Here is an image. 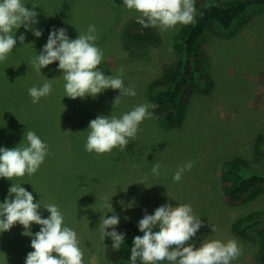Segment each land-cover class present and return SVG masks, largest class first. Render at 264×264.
<instances>
[{
	"label": "rangeland",
	"instance_id": "1",
	"mask_svg": "<svg viewBox=\"0 0 264 264\" xmlns=\"http://www.w3.org/2000/svg\"><path fill=\"white\" fill-rule=\"evenodd\" d=\"M23 3L29 8L33 4L46 8L41 16L43 24L35 26L39 30L44 28L39 38L31 31L24 32L30 33L27 38L32 40L25 41L27 50L18 53L25 54L26 60L20 59L15 64L11 76L4 73L7 61L0 62V147L11 149L20 142L26 143L23 138L26 130L35 133L40 130L50 151L51 168L46 176L53 179L50 183L44 172L39 174L38 170L43 168L40 166L31 176L6 179L7 182L21 184L32 193L34 202L41 205L42 217L50 215L43 206H58L64 225L77 233L84 264H110L106 252L111 238L102 239L101 216L118 215V232L125 223L138 226L145 212L154 214L164 204H190L193 214L203 221L190 241L196 247L205 240L234 239L241 255L231 264H264L257 260L256 245L231 231L241 211L264 209V195L242 210L230 208L222 202L220 180L223 164L231 158L242 157L252 169L260 168L253 146L258 136H264V6L251 5L228 29L215 25L207 28L201 47L209 65V80L188 88L183 98V118L168 126L159 124L154 116L145 119L136 138L123 151L116 148L97 156L84 147L89 122L98 115L119 118L135 106L149 104L148 83L160 75L163 65L177 58L172 42L181 24L169 31L158 28L162 46L150 50L143 58L129 60L122 54L125 51H121L118 30L127 18H137L139 14L124 7L123 0H23ZM89 25H95V44L103 52L98 67L105 75L113 76L119 75L123 68L121 78L125 86L134 85L136 95L121 97L115 107L113 101L120 95L119 90L106 89L95 98L73 100L65 96L58 61L42 68L41 74L31 66L32 58L40 54L51 30L65 28L69 38L75 39L86 33ZM45 81L52 84V92L32 103L28 90L42 87ZM188 161L194 162L193 167L183 173L179 182H174L172 177L178 166ZM155 163L162 165L159 176L151 171ZM43 179L51 185L52 192L40 195L38 185ZM141 180L144 184H138ZM7 197L5 188L0 203ZM110 198L112 208L108 206ZM20 229L17 224L0 233V264H25L27 254L33 251L30 236L17 241L8 239L7 232ZM31 231L33 234L39 231L36 224Z\"/></svg>",
	"mask_w": 264,
	"mask_h": 264
},
{
	"label": "clouds",
	"instance_id": "2",
	"mask_svg": "<svg viewBox=\"0 0 264 264\" xmlns=\"http://www.w3.org/2000/svg\"><path fill=\"white\" fill-rule=\"evenodd\" d=\"M123 6L139 14L137 21L143 27H158L161 31L173 30L178 24L194 23L196 17L195 0H123ZM37 7L36 4L26 7L23 0H0V62L6 61L16 47L15 33L21 27L37 38L42 36V30L34 27L38 23ZM95 31V25H89L86 33L70 39L65 28L51 30L40 54L32 58L31 66L41 74L42 68L58 61L57 70L62 72L65 81V96L73 100L88 96L95 98L106 89L119 90L120 95L113 101L115 107L121 97L135 96L136 92L134 85L125 86L121 78L123 68L119 75L113 76L105 75L98 67L102 63L103 52L95 44ZM25 39L24 33L18 37L21 45H25ZM28 91L35 104L52 92V84L45 81L42 87H32ZM155 107L154 104H140L119 118L98 115L89 122L85 150L97 156L116 148L123 151L129 141L136 138L139 125L152 118L153 112L149 109ZM23 138H26V143L20 142L14 148L0 147V178L12 181L26 174L31 176L44 162L48 145L31 130H26ZM193 163L188 161L178 166L173 181L179 182L183 173L191 170ZM161 167L160 163H155L152 174L159 176ZM144 180L138 184H144ZM111 198L108 203L110 208ZM40 208V203L34 202L32 193L21 184L12 183L8 197L0 203V233L19 224L24 229L21 234L32 237L33 251L27 254L25 264H84L77 233L64 225V216L58 206H43L50 213L47 218H42ZM119 222L116 214L101 216L99 222L102 239L110 237L114 250H119L125 242V235L116 231ZM33 224L40 226L34 234L31 231ZM202 226L203 221L193 214L190 204H164L156 208L154 214L145 212L138 222L143 235H137L132 240L131 264H137L138 259L142 264H163L165 261L167 264H231L241 255L234 239L227 242L205 240L199 247L190 243ZM109 228L112 231H107ZM211 230L215 232V226Z\"/></svg>",
	"mask_w": 264,
	"mask_h": 264
},
{
	"label": "trees",
	"instance_id": "3",
	"mask_svg": "<svg viewBox=\"0 0 264 264\" xmlns=\"http://www.w3.org/2000/svg\"><path fill=\"white\" fill-rule=\"evenodd\" d=\"M251 5L264 6V0H195V22L181 25L173 38L172 49L175 51L177 58L172 63L163 65L160 75L153 78L147 86L149 104L156 105L154 109L150 108V110L159 124L168 126L183 118V98L187 95L188 88L199 85L204 80L205 82L209 80V65L201 47L207 28L210 25H215L222 29H228L235 20L241 18ZM35 11L39 13L38 23L43 24L41 16L46 12V8L39 6ZM43 28L40 29L43 30ZM114 29H116V26H114ZM118 31L117 39H119L121 51H125L122 54L125 55L126 59L143 58L149 54L150 50L162 46V38L158 27H143L136 17L127 18ZM24 32L26 30L21 27L15 33L17 44L8 56L6 71L4 70V73L9 76L13 74L15 64L20 62V59L24 62L26 60L25 54L18 55L20 51L25 52L27 50L25 45H21L18 40L19 35ZM29 35L30 33L25 35V41L27 42L32 40L27 38ZM36 133L41 140L44 139L45 135L40 130H37ZM253 148L254 156L261 162L259 170L252 169L248 160L242 157L231 158L223 164L220 179L222 202L230 208L241 207L242 210L258 196L264 195V136H258L255 139ZM48 152L50 153L49 150ZM50 161L47 155L41 164L43 168L38 172L41 175L44 172V178L52 183L53 177L46 176L51 168ZM41 178L42 176L37 177L36 181ZM45 179L41 180L38 185L40 195L52 192L51 185ZM6 182V179L0 178V195L5 192V188H7L8 193L11 182L5 184ZM39 189H45V191H41V193ZM68 189L65 190L66 193ZM242 212L233 221L231 231L235 236L254 243L257 247V260L264 263V209L257 208ZM22 229L21 226L20 230L7 233L8 239L16 241L25 239V235L21 234L24 230ZM118 233L125 235V242L119 250H114L110 240L106 252L107 260L110 264H131L132 240L137 235L141 236L139 228L133 223H125ZM137 264H142V262L138 259Z\"/></svg>",
	"mask_w": 264,
	"mask_h": 264
},
{
	"label": "crops",
	"instance_id": "4",
	"mask_svg": "<svg viewBox=\"0 0 264 264\" xmlns=\"http://www.w3.org/2000/svg\"><path fill=\"white\" fill-rule=\"evenodd\" d=\"M48 216L46 215V216H43L42 218H47ZM36 227L40 230V226L39 225H36ZM7 233H9V232H7Z\"/></svg>",
	"mask_w": 264,
	"mask_h": 264
}]
</instances>
